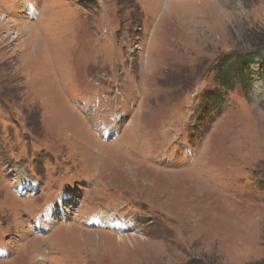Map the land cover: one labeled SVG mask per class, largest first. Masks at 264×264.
Instances as JSON below:
<instances>
[{"label":"rangeland","instance_id":"rangeland-1","mask_svg":"<svg viewBox=\"0 0 264 264\" xmlns=\"http://www.w3.org/2000/svg\"><path fill=\"white\" fill-rule=\"evenodd\" d=\"M0 264H264V0H0Z\"/></svg>","mask_w":264,"mask_h":264},{"label":"trees","instance_id":"trees-1","mask_svg":"<svg viewBox=\"0 0 264 264\" xmlns=\"http://www.w3.org/2000/svg\"><path fill=\"white\" fill-rule=\"evenodd\" d=\"M254 55H255L254 53H245L243 55H239L235 60V63H234L235 69L233 71L240 72L241 69H244L246 71V79L248 80L249 71H250V64L253 60L252 57ZM217 72H218V81L220 83L219 85L222 87L223 90L231 91L234 87V84L232 82V76L228 72V69L227 68L224 69L223 67H221L220 69H218ZM245 85H248V81H246ZM212 94H213V96H207L209 99V105L210 106H212V105L217 106L220 103V101L222 100L221 97H222L223 93L213 92Z\"/></svg>","mask_w":264,"mask_h":264},{"label":"bare ground","instance_id":"bare-ground-1","mask_svg":"<svg viewBox=\"0 0 264 264\" xmlns=\"http://www.w3.org/2000/svg\"><path fill=\"white\" fill-rule=\"evenodd\" d=\"M26 30V29H25ZM28 30V29H27ZM58 206L62 208V204L61 202L58 203ZM51 217H54L55 216V211L53 210L51 214H49ZM64 216V215H63ZM111 227L114 228V227H117V225L113 222L111 223Z\"/></svg>","mask_w":264,"mask_h":264}]
</instances>
